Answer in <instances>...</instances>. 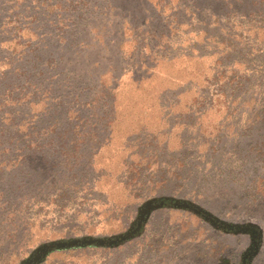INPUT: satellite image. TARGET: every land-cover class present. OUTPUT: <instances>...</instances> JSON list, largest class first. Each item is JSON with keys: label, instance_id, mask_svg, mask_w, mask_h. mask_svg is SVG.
Segmentation results:
<instances>
[{"label": "rangeland", "instance_id": "1", "mask_svg": "<svg viewBox=\"0 0 264 264\" xmlns=\"http://www.w3.org/2000/svg\"><path fill=\"white\" fill-rule=\"evenodd\" d=\"M57 1L0 0V74L13 73L0 85V264L52 241L123 234L153 198L165 204L132 240L42 264H203L238 244L175 200L264 225V0H177L171 26L173 7L161 19L157 0H80L83 13ZM97 36L100 47H75ZM101 74L113 92L92 112L83 94ZM148 163L145 185L132 181Z\"/></svg>", "mask_w": 264, "mask_h": 264}, {"label": "trees", "instance_id": "2", "mask_svg": "<svg viewBox=\"0 0 264 264\" xmlns=\"http://www.w3.org/2000/svg\"><path fill=\"white\" fill-rule=\"evenodd\" d=\"M59 1H62V0H58L54 5H53V7H56V8H59L58 9V11H61V9H65L64 10V12L65 13H71V8H76V7H78V6H82L81 8H78L80 11H81V13H83L84 11H86L87 10V8H84L83 7V5H85L83 2H80V0H67V1H65V2H59ZM168 6H172L173 8H171L172 9V15H174V13H176V15H175V17H173L172 15H171V19H170V21L171 22H169V25L171 26V25H173V23L175 22V21H177V19H178V15H177V12L176 11H174V9H177L178 10V7H177V0H157V3L155 4V7H154V9L155 10H157V17H159V18H161L162 19V16L165 14V12H166V8L168 7ZM50 7V9H52V6H49ZM54 12H52V13H54V14H56L55 15V17L56 18H58L59 17V15H62V16H64L65 17V15H63V14H59V13H55V10H53ZM174 11V12H173ZM104 13H106V12H104ZM72 16V15H71ZM70 16V17H71ZM63 17V18H64ZM78 17H80V14L78 15ZM62 18V19H63ZM153 18V17H152ZM70 19V18H69ZM160 19V20H161ZM59 20V19H58ZM57 20V21H58ZM64 20H66V19H64ZM64 20H61V21H64ZM60 21V22H61ZM68 21V20H67ZM168 21V18H166V22ZM143 25L140 27V28H142V27H146L147 26V20H145L143 23H142ZM28 25H32V21H30V23L28 24ZM45 25V24H44ZM49 25V24H48ZM73 28V27H72ZM94 32H96L97 33V31H99L98 29H94L93 30ZM65 32L67 33V34H69V30H65ZM48 34V33H47ZM47 34H45L44 32L42 33V37H41V42L43 41V42H45L46 41V43L48 44V43H52L55 39L52 37V35L51 36H49V34L47 35ZM63 34H65V33H63ZM72 35V33H70V36H69V40H70V42L71 43H74V41H75V39H72L73 37L71 36ZM160 35H166V31L165 32H162ZM100 36H97V38L96 37H94V38H91V41L93 42H97V45H94V43H89V45H87V44H84L85 43V41H86V37H84V39L80 42V43H78L77 45L78 46H75V47H77L78 49H80L81 51H89V49L91 48H95V47H100ZM56 43V42H55ZM60 45H61V48H63V47H67L68 46V39L67 38H63L61 41H59L58 42ZM58 43H56L57 44V46H58ZM76 45V44H75ZM50 48V47H49ZM68 48V47H67ZM106 48V47H105ZM63 49H65V48H63ZM62 49V50H63ZM30 52H34L33 51V49L32 50H30ZM36 54H39L40 56L42 55V53H41V51L39 50V49H37L36 50ZM48 57H51V56H49L48 55ZM60 58V62H57L56 63V66L55 67H60L61 65H62V57L60 56L59 57ZM47 61H50V60H47ZM46 61V62H47ZM45 64H48V63H45ZM42 72L40 71V70H38V74H41ZM65 74V76H67V74H66V72H62V71H60L59 72V74H58V78H60V76H63ZM13 75V73L12 72H3V73H1L0 74V85L1 86H6V83H8L7 81V79H6V77L7 78H11V76ZM96 75V74H95ZM104 74H101L97 79L95 78V84H96V87H95V85H94V88L93 89H90L89 90V92L88 93H85V94H83V99H84V102H83V104H81V107L82 108H86L87 110H90V111H92L93 112V110L94 111H97L99 108H100V105H99V103H100V101H101V98H99V97H101V95H104L105 96V94H109L110 92H113V91H108V89H106V88H104V85H105V80H103L102 82H101V79H106V82L108 81L107 80V78H110V77H107V76H103ZM103 76V77H102ZM49 81H51L50 80V78H45L42 82H43V84L44 83H46V82H49ZM57 81H60V80H57ZM140 81L142 82V81H144L143 80V78L142 79H140ZM49 87L51 86V84H47ZM61 84H58V86H57V89H59V86H60ZM83 85L81 84L80 85V87H82ZM98 88H100V89H102L101 90V93H98L97 92V90H95V89H98ZM4 90L3 91H5V88H3ZM1 90V89H0ZM95 90V91H94ZM109 90H111V89H109ZM112 90H115L116 91V88H114V89H112ZM50 91L51 90H49V92H47L46 91V93L47 94H49L50 93ZM48 99V98H47ZM82 99H80V101H81ZM112 106H113V102H112ZM73 114V111L72 110H67V113H66V115H67V117H66V121H67V123L68 124H70L69 122H71V115ZM81 120V119H80ZM85 120H89L88 118H86ZM110 125H111V121H109L108 123H107V125H106V128H110ZM12 135H9V137H8V139L9 140H14L15 139V132L13 131L12 133H11ZM177 161H180V160H177ZM148 165V167H145V168H141V169H134L135 171H136V174L133 176L134 178H132V181L133 180H137L138 178L140 179V181L142 180V178L144 177H146V174H144L143 175V173H144V171L145 170H148V168H150V163H148L147 164ZM184 166V165H183ZM45 172H47V170H46V168H42L41 169V176L43 175V174H45ZM56 175V174H55ZM132 176V175H131ZM153 176V175H152ZM148 178H149V176H148ZM150 179V178H149ZM144 180H142L141 181V183H144L143 182ZM146 183V182H145ZM145 183H144V185H145ZM128 186H129V184H127ZM61 191V190H60ZM49 195V196H48ZM50 195H52V194H44L43 195V197H41V198H37L39 201H44V200H47L49 197H54V196H50ZM37 197V196H36ZM171 205V204H170ZM189 211V210H188ZM192 214H193V216H195L196 218H203V217H201V216H199V215H197V214H195V213H193L192 211H190ZM134 225V224H133ZM143 229V228H142ZM141 229V230H142Z\"/></svg>", "mask_w": 264, "mask_h": 264}, {"label": "water", "instance_id": "3", "mask_svg": "<svg viewBox=\"0 0 264 264\" xmlns=\"http://www.w3.org/2000/svg\"><path fill=\"white\" fill-rule=\"evenodd\" d=\"M165 199V198H164ZM164 199L153 198L146 201L138 211L137 220L134 222V226L127 232L119 235L109 236V237H100V236H82L76 238H70L67 240H57L49 243L42 244L39 246L32 254L23 260L21 264H42L44 260L54 251H62L68 249H83L88 247L96 248H116L120 245L132 240L135 238L141 229L149 221L152 213L160 209L165 203ZM167 199V198H166ZM171 205L179 210H189L193 213L203 217L206 221H220L210 212L204 210L200 206L188 202L175 200L174 203L171 202ZM224 223L223 221H221Z\"/></svg>", "mask_w": 264, "mask_h": 264}, {"label": "flooded vegetation", "instance_id": "4", "mask_svg": "<svg viewBox=\"0 0 264 264\" xmlns=\"http://www.w3.org/2000/svg\"><path fill=\"white\" fill-rule=\"evenodd\" d=\"M208 222L217 231L226 236H235L239 241L233 247L228 243L203 264H264V225L252 222L235 225L216 220Z\"/></svg>", "mask_w": 264, "mask_h": 264}]
</instances>
